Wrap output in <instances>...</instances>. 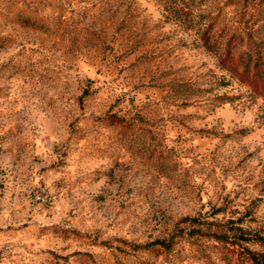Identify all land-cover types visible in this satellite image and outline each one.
I'll list each match as a JSON object with an SVG mask.
<instances>
[{"label":"rangeland","instance_id":"374dc122","mask_svg":"<svg viewBox=\"0 0 264 264\" xmlns=\"http://www.w3.org/2000/svg\"><path fill=\"white\" fill-rule=\"evenodd\" d=\"M256 236L264 0H0V264H264Z\"/></svg>","mask_w":264,"mask_h":264},{"label":"trees","instance_id":"16d2710c","mask_svg":"<svg viewBox=\"0 0 264 264\" xmlns=\"http://www.w3.org/2000/svg\"><path fill=\"white\" fill-rule=\"evenodd\" d=\"M239 231H240V228H237ZM239 239L240 240H244V241H249V240H251V238H248L247 236H244L243 234H241V233H239ZM215 237V239H217V240H221V238L219 237V236H214ZM254 239H256V241H259V242H261L263 245H264V236H256V238H254Z\"/></svg>","mask_w":264,"mask_h":264}]
</instances>
